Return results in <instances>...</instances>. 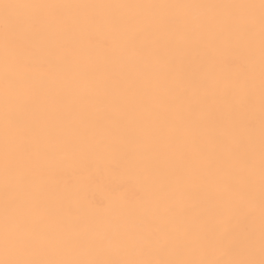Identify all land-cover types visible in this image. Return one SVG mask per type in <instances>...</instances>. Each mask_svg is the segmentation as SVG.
Wrapping results in <instances>:
<instances>
[{"label":"snow or ice","instance_id":"6c2138e0","mask_svg":"<svg viewBox=\"0 0 264 264\" xmlns=\"http://www.w3.org/2000/svg\"><path fill=\"white\" fill-rule=\"evenodd\" d=\"M0 264H264V0H0Z\"/></svg>","mask_w":264,"mask_h":264},{"label":"bare ground","instance_id":"6f19581e","mask_svg":"<svg viewBox=\"0 0 264 264\" xmlns=\"http://www.w3.org/2000/svg\"><path fill=\"white\" fill-rule=\"evenodd\" d=\"M103 182L107 185L112 186V187H117L121 183V180L119 177H115V176H111V175L106 174L104 176ZM99 197H100V193H97L96 198H99Z\"/></svg>","mask_w":264,"mask_h":264}]
</instances>
